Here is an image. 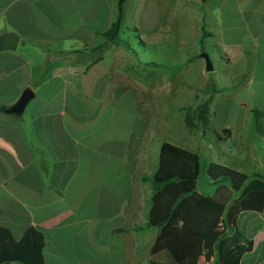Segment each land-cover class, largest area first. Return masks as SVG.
I'll return each mask as SVG.
<instances>
[{"label":"crops","instance_id":"crops-1","mask_svg":"<svg viewBox=\"0 0 264 264\" xmlns=\"http://www.w3.org/2000/svg\"><path fill=\"white\" fill-rule=\"evenodd\" d=\"M116 16V0H0V34L18 36L0 51V227L40 230L44 264H149L163 142L204 173L215 162L264 179V0H124L132 51L104 35ZM26 88L24 110L6 112ZM234 223L250 245L238 264H264V209ZM224 233L221 217L197 264H215Z\"/></svg>","mask_w":264,"mask_h":264},{"label":"trees","instance_id":"trees-1","mask_svg":"<svg viewBox=\"0 0 264 264\" xmlns=\"http://www.w3.org/2000/svg\"><path fill=\"white\" fill-rule=\"evenodd\" d=\"M123 2L116 0L117 16L104 35L132 51L130 42L120 33ZM206 33L202 30L201 39ZM202 110L207 112L205 107ZM194 112L192 107L185 109L189 127ZM260 114L264 112H256V116ZM200 173L198 154L170 142L161 144L158 168L151 179L153 196L147 222L160 232L151 248L149 264H197L200 246L221 217L231 234H222L215 241V264H238L241 254L250 248L239 244L243 238L234 217L242 210L264 209V179L211 162L206 175L217 189L209 195L197 190ZM43 247V233L36 228H27L15 239L8 228L0 227V264H44Z\"/></svg>","mask_w":264,"mask_h":264},{"label":"water","instance_id":"water-1","mask_svg":"<svg viewBox=\"0 0 264 264\" xmlns=\"http://www.w3.org/2000/svg\"><path fill=\"white\" fill-rule=\"evenodd\" d=\"M18 43V36L14 32H5L0 34V51L2 50H11L16 47ZM197 57L203 58L205 60V69L206 71L212 70V63L209 55L205 52L200 53ZM33 93L29 88H26L17 102L9 107L6 108L5 111L8 113H21L28 101L32 98Z\"/></svg>","mask_w":264,"mask_h":264},{"label":"rangeland","instance_id":"rangeland-1","mask_svg":"<svg viewBox=\"0 0 264 264\" xmlns=\"http://www.w3.org/2000/svg\"><path fill=\"white\" fill-rule=\"evenodd\" d=\"M129 33V32H128ZM131 33V32H130ZM129 38H131L129 36ZM176 47V44H172V49ZM205 49H210V47L208 45H205L204 46ZM208 53H214V50L211 48L210 50H208ZM176 134H174L172 132V134L168 135L169 136V139H173V137L175 136ZM206 178H207V175L206 173H204V167H203V164H202V168H201V173H200V176H199V188L202 189V191L204 193H208L207 190H208V186H207V182H206ZM226 234V233H224ZM214 238V234L210 236L209 240ZM208 247H210L208 244H207ZM216 260L217 258H215V261L214 263H216Z\"/></svg>","mask_w":264,"mask_h":264}]
</instances>
